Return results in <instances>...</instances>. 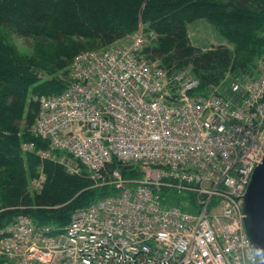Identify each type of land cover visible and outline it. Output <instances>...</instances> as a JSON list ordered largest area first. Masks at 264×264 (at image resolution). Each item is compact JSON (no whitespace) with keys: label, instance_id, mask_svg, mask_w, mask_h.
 <instances>
[{"label":"built area","instance_id":"obj_1","mask_svg":"<svg viewBox=\"0 0 264 264\" xmlns=\"http://www.w3.org/2000/svg\"><path fill=\"white\" fill-rule=\"evenodd\" d=\"M145 33L79 55L68 89L40 98L32 128L50 142L41 156L72 174L82 164L106 184L117 158L145 178L116 171L118 193L78 210L64 229L19 217L0 232L2 264H257L243 204L264 159V72L232 99L195 96L188 72L170 76L145 59L155 36ZM164 178L196 194V213L164 205Z\"/></svg>","mask_w":264,"mask_h":264},{"label":"trees","instance_id":"obj_2","mask_svg":"<svg viewBox=\"0 0 264 264\" xmlns=\"http://www.w3.org/2000/svg\"><path fill=\"white\" fill-rule=\"evenodd\" d=\"M202 20L228 44L196 46L190 26ZM144 28L155 34L146 60L170 76L190 72L200 81L198 96L228 98L236 91L227 79L247 77L264 55V0H0V232L22 216L64 229L78 210L118 193L110 184L115 171L132 183L145 178L139 165L117 158L103 171L106 184L83 165L72 174L41 156L50 142L32 132L40 98L68 89L79 55L108 49ZM14 37L25 39L30 51ZM163 183L165 206L196 213L195 193L168 185L178 184L171 178Z\"/></svg>","mask_w":264,"mask_h":264},{"label":"water","instance_id":"obj_3","mask_svg":"<svg viewBox=\"0 0 264 264\" xmlns=\"http://www.w3.org/2000/svg\"><path fill=\"white\" fill-rule=\"evenodd\" d=\"M243 213L245 229L257 264H264V159L256 168L248 186Z\"/></svg>","mask_w":264,"mask_h":264},{"label":"rangeland","instance_id":"obj_4","mask_svg":"<svg viewBox=\"0 0 264 264\" xmlns=\"http://www.w3.org/2000/svg\"><path fill=\"white\" fill-rule=\"evenodd\" d=\"M190 32L192 36V41L195 42L196 44H199V45L201 44V46L204 48H210L215 44H221V43L228 44L227 41L224 40L219 35V33L215 30V28L205 20L192 24L190 26ZM129 39L130 37L126 39L125 41H123V42L127 41L124 45L131 43L129 42ZM14 40L17 46L22 51L24 52L30 51V47L27 45V42L25 41V39L14 37ZM189 69L191 70V68ZM249 72L250 74L244 78L236 77V76L229 77L227 81L232 82L230 86L228 84L229 89L230 90L235 89L236 93H238L240 90H242L243 92L249 84H251L254 80L259 78L264 72V55L260 57L258 60H256L254 65L251 66V69L249 70ZM182 73L183 72H179L178 74H182ZM245 98H248V96H245ZM43 180L44 179L42 177L41 182ZM41 182H37V183H41Z\"/></svg>","mask_w":264,"mask_h":264},{"label":"bare ground","instance_id":"obj_5","mask_svg":"<svg viewBox=\"0 0 264 264\" xmlns=\"http://www.w3.org/2000/svg\"><path fill=\"white\" fill-rule=\"evenodd\" d=\"M146 31H147V30H146ZM146 31H144V30H140V31H138V32H136V33H137V34H141L142 36H146V33H145ZM147 32H149V33H153V32H150V31H147ZM136 33H135V34H136ZM133 35H134V34H133ZM133 35H132V36H133ZM154 35H155V34H154ZM132 36H131L130 39H129V41H131V42L134 41V39H133L134 37H132ZM153 38H155V36H154ZM153 38H152V39H153ZM139 39H142V37H139ZM152 39L150 40V42L152 41ZM150 42H149V40L147 39V40L145 41V43L143 44V47H142V50H141V51L143 52V54H144V50H145L146 47L150 44ZM109 49H110V48H108L107 50H109ZM111 50L115 51V49L112 48V47H111ZM105 51H106V50H105ZM165 71H166V70H165ZM166 72H167V71H166ZM186 72H188V71H186ZM71 73H72V68H71ZM167 73H168V72H167ZM168 75H169V74H168ZM175 75H176V74H175ZM188 75H189V77H190L191 79L196 80L197 82H199L198 87L193 91V94H192V95L198 96V95H196V90H198L199 87H200V81H199L198 79H196L194 76H192L190 72H188ZM257 79H258V78H257ZM241 92H242V90H240L238 93H235V94L231 95V96L228 97V98L225 97V96H223L222 93H220V95H219V94L217 95V93H211V94H209L208 96H201V97H206V98H208V97H211V96H216V97H220V98H223V99H227V100H228V99H232V98H234L236 95L240 94ZM47 141H48V140H47ZM261 163H262V162H261ZM261 163H260V164H261ZM108 164H109V163H107V166H108ZM126 164H129V163H126ZM260 164H259V165H260ZM80 165H82V164H80ZM259 165H258V166H259ZM139 166H140V165H139ZM258 166H257V167H258ZM84 167H85V166H84ZM140 167H141V166H140ZM257 167H256V168H257ZM255 170H256V169H255ZM115 172H116V171H115ZM144 173H145V172H144ZM145 176H146V173H145ZM100 178H101V176H100Z\"/></svg>","mask_w":264,"mask_h":264},{"label":"crops","instance_id":"obj_6","mask_svg":"<svg viewBox=\"0 0 264 264\" xmlns=\"http://www.w3.org/2000/svg\"><path fill=\"white\" fill-rule=\"evenodd\" d=\"M191 38H192V36H191ZM196 46H199V47H202L201 46V44L199 45V44H196L195 42H193ZM215 44V43H214ZM224 43H221V44H215V45H223ZM204 48V47H203ZM205 49H207V48H205Z\"/></svg>","mask_w":264,"mask_h":264}]
</instances>
